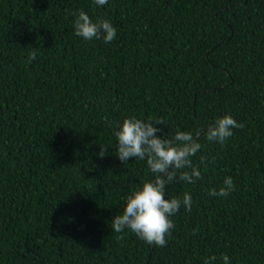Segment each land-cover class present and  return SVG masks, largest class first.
Listing matches in <instances>:
<instances>
[{
	"label": "trees",
	"instance_id": "16d2710c",
	"mask_svg": "<svg viewBox=\"0 0 264 264\" xmlns=\"http://www.w3.org/2000/svg\"><path fill=\"white\" fill-rule=\"evenodd\" d=\"M77 10L109 20L116 38L77 37ZM226 114L244 127L223 145L201 136L203 179L166 186L165 198L193 201L171 217L167 245L113 231L127 196L154 178L146 161L118 159V125L162 118L170 138ZM226 177L235 190L210 196ZM223 255L264 264V0H0V264Z\"/></svg>",
	"mask_w": 264,
	"mask_h": 264
},
{
	"label": "clouds",
	"instance_id": "9594fccd",
	"mask_svg": "<svg viewBox=\"0 0 264 264\" xmlns=\"http://www.w3.org/2000/svg\"><path fill=\"white\" fill-rule=\"evenodd\" d=\"M108 0H94V4L103 6ZM74 34L85 41L103 39L105 43L112 42L117 35V29L109 20L93 21L83 10L73 13ZM31 59L35 60L37 53L32 52ZM162 118L153 121L125 118L118 125L115 132L117 140L116 156L121 163L126 164L130 159L146 161L147 167L154 177L145 181L141 187L134 190L126 198V205L120 214L113 217L111 228L117 233L129 230L137 238L149 245L165 247L168 238L175 228L171 219L181 206L191 211L192 198L184 193L182 198H165L166 186L177 179L194 184L203 179L198 165L193 164V157L201 150L199 142L201 136L209 142L221 145L234 135L233 129H242L243 124L238 123L231 115H224L210 123L206 130L197 128L195 132L177 130L170 138H165L162 129L156 127L163 125ZM161 133V135H157ZM108 155V148L100 145L98 156L104 158ZM200 165L207 167L206 158L201 156ZM235 190L231 177H226L219 190H210V196L227 197ZM122 239V237H121ZM217 259L212 256L205 260V264H212ZM222 264H231L227 255L221 257Z\"/></svg>",
	"mask_w": 264,
	"mask_h": 264
}]
</instances>
